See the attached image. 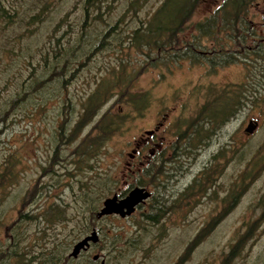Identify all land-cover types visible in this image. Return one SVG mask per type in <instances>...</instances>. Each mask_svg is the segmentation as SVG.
Listing matches in <instances>:
<instances>
[{"label": "rangeland", "instance_id": "rangeland-1", "mask_svg": "<svg viewBox=\"0 0 264 264\" xmlns=\"http://www.w3.org/2000/svg\"><path fill=\"white\" fill-rule=\"evenodd\" d=\"M82 1L0 0V173L8 170L0 184V264H35L30 260L39 257L41 247L48 252L70 245V255L90 234L82 230L89 217L83 200L97 197L98 212L106 198L126 196L135 187L149 190L150 200L129 217L95 220L99 243L87 256L67 264H89L94 255L102 256L104 264H264V121L252 136L245 131L247 120L264 118V57L249 60H259L254 69L240 60L229 66L187 60L169 73L165 67L148 69L132 88L135 93L150 91L152 102L145 115L127 118L93 159L78 164L73 153L88 135L96 137L101 116H114L118 109L127 112L114 103L120 88L85 119L82 105L95 90L101 91V82L116 79L122 61L132 72L142 60L127 45L96 50L101 34L124 15L117 28L128 37L139 27L138 19L146 20L160 0H141L134 14H124L127 0H116L110 14L103 15L108 24L85 20ZM220 1L203 0L191 23L213 12ZM249 13L255 32L260 25L264 30V0H256ZM66 44L73 50L58 62L55 55ZM239 47L234 50L248 45ZM121 49L128 52L122 55ZM69 63L63 79H70L72 69L76 75L63 85L58 67ZM39 86L45 88L40 91ZM230 96L237 104L223 101L232 100ZM78 122L75 138L59 148L62 166L44 175L60 127L73 134ZM156 125L162 140L152 160L147 145L141 150L135 145L148 141L145 133ZM147 166L156 173L154 180L140 171ZM138 179L144 186L137 185ZM35 185L44 187L42 194L26 206ZM153 202L162 206L157 224L143 218L156 213ZM55 203L63 205V221L18 223L21 210L40 215ZM203 230L207 232L192 245ZM249 231L252 237L244 239ZM115 233L116 249L110 244ZM241 237L244 244L233 260L230 253ZM13 243L19 257L10 260L7 252Z\"/></svg>", "mask_w": 264, "mask_h": 264}, {"label": "trees", "instance_id": "trees-1", "mask_svg": "<svg viewBox=\"0 0 264 264\" xmlns=\"http://www.w3.org/2000/svg\"><path fill=\"white\" fill-rule=\"evenodd\" d=\"M202 1L203 0H160L158 2L159 4L154 8L151 14L148 15L146 20L143 21L138 19L140 22L139 27L129 31L128 37L120 34L119 28H117L118 24L123 22L124 15L119 17L118 20L113 23V26L108 25L106 30L102 32L96 50L104 51L112 45L121 46L120 48H122L123 45H127V49L135 50L142 60L132 68V72L127 71V62L122 61L118 67L119 71L117 72V75H114L113 77L116 79L114 81L110 80L111 82H108L107 85H105L104 81L101 82V91L98 89L95 90L88 97L87 103L82 105V112L84 111L82 119H85L91 112L92 108H98L100 104L103 106L104 103L108 102L110 99L112 100L114 90L120 88L114 96V103H121L122 108L124 107L127 112L125 114H120V109H118V111H116L117 114L114 116H110L109 114L101 116L100 122L95 127V130L99 131L95 134L96 137L90 138L91 134L88 135L83 141H81L79 147L75 149V153H73V155H76L77 158H79L78 164L86 163V161L93 159L100 149L103 148L104 144L109 141L112 135L119 132L121 125L127 118L142 117L145 115L152 102L150 91L135 93V90H132L133 82L136 81L143 72L148 71V69L165 67L169 73L175 68L176 64L180 65L182 61L187 60L190 63L196 64H204L203 62L205 61L212 66H229L230 64L237 62L238 59L234 54V48H240L239 46H244L245 43L248 44L249 41H252L256 36L253 34L254 27L251 26L252 20L249 15V11L256 0H221L213 12L209 13L201 20L191 23V19ZM114 2H116V0H111L110 2H108V0H83L81 2L83 17L88 21L89 19H97L102 23L108 24L107 21H104L103 15L110 14L109 12L113 9L111 6ZM140 4L141 0L125 1L123 5L124 14L128 12H133L134 14L135 12L140 11L138 9L140 8ZM118 5L121 6L120 4ZM82 33H85L84 29H82ZM114 40L118 41L114 43ZM251 44L252 42L249 45L252 46ZM242 49L245 50V48H241L239 51L241 54L243 53ZM72 50L73 47L71 45H62L55 55L56 59L59 60L58 62H60V60ZM254 50L255 48L252 46L249 51L250 59H253V57L258 58L256 56H262V53H264V51L258 52L259 50ZM123 52L127 53L128 51L121 49L120 53L122 55ZM67 65H70V63L59 66V70L57 71V75L62 79L63 85L68 83V81L76 75L77 69H72L68 75L70 79H63L67 70ZM39 84L45 85L44 82ZM44 88L45 86H39L40 91ZM225 99L223 101L229 103V101ZM235 99L237 98H233L232 100L233 105L237 104ZM17 101L18 99L12 100V107ZM68 102L67 104L70 105L71 102ZM68 110H71V105L68 106ZM211 114L209 112V115ZM200 121L202 122V120ZM207 121L209 120L207 119ZM76 124V127L73 129V134L71 131L67 132L65 129L61 130L60 127V132L58 133V146L53 150L50 159V169L43 172L44 175H51L53 172L51 167L62 166V163L60 162L63 157L59 148L60 146H66L71 143L75 138L79 122ZM64 126H68V123L66 122ZM62 131L64 134H62ZM67 133L68 135H65ZM79 151H81V153L77 154ZM154 157H152V160ZM78 164H75L77 168H79ZM89 169H92V167ZM7 171H2L0 173V184H2L1 180L5 179V173ZM140 171L145 177L151 176L154 180L156 173H153L152 169L149 170L148 166ZM9 174L10 176L12 175V177L13 175L15 177L17 176V173L12 174L10 172ZM153 180H151V182H153ZM144 184L145 183H143L141 179H138V186H144ZM106 187L107 186L101 188V198L103 190H105ZM43 188L44 187L35 185L32 196H29L26 201V206L35 202V198L42 194ZM83 202L84 204H88L87 214L89 217H87L86 225L82 229L87 235L88 232L91 233L95 230L93 229L95 227L93 225L95 220H101L107 217L100 219L96 218V212L99 206V199L97 197L95 199L85 198ZM55 204L56 205H50L40 215L31 213L32 211L23 212V210H21L18 216V223H34V225L38 226L40 224H52L63 221L64 218L66 219V216H63V205L60 203ZM152 207L156 213L151 216H143V218L149 223L157 224L159 219H162L163 217L162 206L153 202ZM39 230L40 229H37L35 233L37 234ZM205 232H207V230H203L202 233L194 239L192 245L195 244ZM118 235L119 234L117 233L113 235L116 241L119 240ZM251 237L252 234L251 231H249L244 239ZM114 239L110 242L113 248L119 242L114 241ZM13 244L14 245L9 246V251L7 252L8 259L10 260L19 257L17 253L18 245H15V243ZM97 244H90V246H96ZM243 244L242 237L235 243V250L230 253L231 257L235 255L233 260L240 254ZM69 246L70 245H61L50 249L48 252L41 247L39 250V257L33 258L30 261L35 264H58L62 262L67 264L73 262L75 259L78 261L81 255L76 258L66 255V250ZM94 262L97 261L92 260V257L89 258V264H94Z\"/></svg>", "mask_w": 264, "mask_h": 264}, {"label": "water", "instance_id": "water-1", "mask_svg": "<svg viewBox=\"0 0 264 264\" xmlns=\"http://www.w3.org/2000/svg\"><path fill=\"white\" fill-rule=\"evenodd\" d=\"M146 135H150L151 131H147ZM150 197V192L142 187H135L131 189L128 194L122 198H119L117 194L112 197L106 198L101 205V209L96 213V218L116 215L120 218H125L133 215L138 205L144 204ZM99 242V236L95 230L83 239L78 241L72 248L69 256L76 258L81 252L86 251L90 244H97ZM99 258L98 255H94L92 260L96 261ZM104 264V261H101Z\"/></svg>", "mask_w": 264, "mask_h": 264}, {"label": "flooded vegetation", "instance_id": "flooded-vegetation-1", "mask_svg": "<svg viewBox=\"0 0 264 264\" xmlns=\"http://www.w3.org/2000/svg\"><path fill=\"white\" fill-rule=\"evenodd\" d=\"M251 26H253L254 27V32H253V34L254 35H256L255 37H254V39L252 40V41H250V43L252 42V46L253 47H255V50L256 51H258V52H263L264 51V30H262L263 29V27L260 25L259 26V28L262 30H258V32L256 31L255 32V24L252 22L251 23ZM248 45V48H246L245 50L244 49H242V54L239 52L240 50H235V56L237 57V59L238 60H240L243 64L245 63V62H247V63H250L251 65H252V68L254 69V64H255V62H257V61H259V60H257L256 59V61H254V62H251V61H249L250 60V53H249V51H250V49H251V47L249 46V44H247ZM262 48V49H261ZM254 50V51H255ZM236 53H238V54H236ZM262 56L264 57V53H262ZM261 69H264V65H261V67H260ZM243 74H245V73H243ZM245 79L247 80V74H245ZM231 97V96H230ZM245 98H247V95H245ZM231 99L233 100V97H231ZM232 100H230L229 101V103H227V105L228 104H230V105H232ZM233 113V111L231 112V114ZM232 116V115H231ZM228 120V119H227ZM263 121H264V118H255V119H249V120H247V122H246V125H247V127L245 128V131L246 132H248L249 134L248 135H250V136H252V134L254 133H256L259 129H260V127H261V125H262V123H263ZM159 129H160V127L158 126V125H156V127H154V129L153 130H151V134L150 135H147V136H149L148 137V141H144V142H142V144H138V145H135V147L137 148V149H139V150H141V148H142V146H145V145H147L148 146V153L151 155V153H152V155L153 156H148V159H149V157H154V155H156V149L158 148L159 149V146H160V141L162 140L161 138L162 137H159L158 135H157V133H158V131H159ZM247 134V133H246ZM250 136H248V137H250ZM128 170H131V169H128ZM138 170H140V169H138ZM149 191V190H148ZM150 192V191H149ZM151 193V192H150ZM117 196L119 197V198H122V197H124V196H121L120 197V195L119 194H117ZM91 249H92V246H90L86 251H83V252H81V256H87L88 255V253L91 251ZM79 255V256H80ZM101 257L102 256H99V260H100V262H99V264H101ZM96 260L97 262L99 261V260ZM97 262H94V264L95 263H97Z\"/></svg>", "mask_w": 264, "mask_h": 264}]
</instances>
